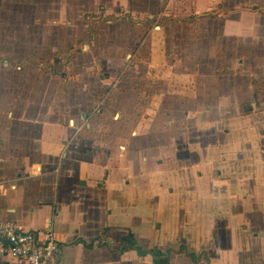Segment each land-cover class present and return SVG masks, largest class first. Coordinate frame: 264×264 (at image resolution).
Masks as SVG:
<instances>
[{
  "label": "crops",
  "instance_id": "obj_1",
  "mask_svg": "<svg viewBox=\"0 0 264 264\" xmlns=\"http://www.w3.org/2000/svg\"><path fill=\"white\" fill-rule=\"evenodd\" d=\"M0 59V222L55 264H264V0H0Z\"/></svg>",
  "mask_w": 264,
  "mask_h": 264
},
{
  "label": "built area",
  "instance_id": "obj_2",
  "mask_svg": "<svg viewBox=\"0 0 264 264\" xmlns=\"http://www.w3.org/2000/svg\"><path fill=\"white\" fill-rule=\"evenodd\" d=\"M44 234L39 238L18 225L0 222V258L25 261L28 264H55L61 246L49 229Z\"/></svg>",
  "mask_w": 264,
  "mask_h": 264
},
{
  "label": "trees",
  "instance_id": "obj_3",
  "mask_svg": "<svg viewBox=\"0 0 264 264\" xmlns=\"http://www.w3.org/2000/svg\"><path fill=\"white\" fill-rule=\"evenodd\" d=\"M258 10H261V9H258ZM231 13H234V10L225 11L221 7H218L217 9L212 10L211 12H208V13H205V14H202V15L192 16V17L176 16L173 20L175 22H178V23L191 24L194 21H196V20H198V19H200L202 17L208 16V15L226 16V15H229ZM126 18H128V20L130 22H134L131 17H126ZM121 19H122V17H119V18H105L102 15L92 16L89 19V30H90L91 33L93 32V22H95V21L99 22V23H108V22H117V21H119ZM61 64H63V63H61ZM110 91L111 90H109L108 93ZM148 252L150 253V255L152 257L160 259V261L162 263H166L169 255L173 251L168 250V251L162 252V251H160V250H158L156 248H151V249L148 250ZM183 252H184V249L181 247V253H183ZM236 253H238V250H236Z\"/></svg>",
  "mask_w": 264,
  "mask_h": 264
},
{
  "label": "rangeland",
  "instance_id": "obj_4",
  "mask_svg": "<svg viewBox=\"0 0 264 264\" xmlns=\"http://www.w3.org/2000/svg\"><path fill=\"white\" fill-rule=\"evenodd\" d=\"M250 53H251L252 55L255 54V53H253V52H250ZM251 54H250V55H251ZM107 95H108V93H107ZM235 243L237 244V247H238L237 236L235 237Z\"/></svg>",
  "mask_w": 264,
  "mask_h": 264
}]
</instances>
